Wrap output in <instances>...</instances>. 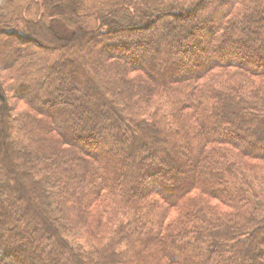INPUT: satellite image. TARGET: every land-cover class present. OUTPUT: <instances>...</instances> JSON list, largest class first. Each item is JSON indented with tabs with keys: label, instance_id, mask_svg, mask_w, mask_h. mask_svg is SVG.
Segmentation results:
<instances>
[{
	"label": "trees",
	"instance_id": "16d2710c",
	"mask_svg": "<svg viewBox=\"0 0 264 264\" xmlns=\"http://www.w3.org/2000/svg\"><path fill=\"white\" fill-rule=\"evenodd\" d=\"M0 264H264V0H2Z\"/></svg>",
	"mask_w": 264,
	"mask_h": 264
},
{
	"label": "rangeland",
	"instance_id": "374dc122",
	"mask_svg": "<svg viewBox=\"0 0 264 264\" xmlns=\"http://www.w3.org/2000/svg\"><path fill=\"white\" fill-rule=\"evenodd\" d=\"M2 0H0V3H1ZM17 106V105H16Z\"/></svg>",
	"mask_w": 264,
	"mask_h": 264
}]
</instances>
